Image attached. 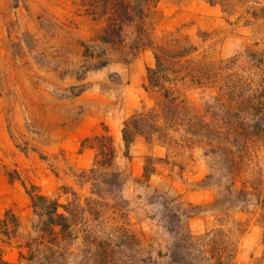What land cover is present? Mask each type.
Masks as SVG:
<instances>
[{"label": "rangeland", "instance_id": "374dc122", "mask_svg": "<svg viewBox=\"0 0 264 264\" xmlns=\"http://www.w3.org/2000/svg\"><path fill=\"white\" fill-rule=\"evenodd\" d=\"M115 1L0 0V264H261L264 0Z\"/></svg>", "mask_w": 264, "mask_h": 264}, {"label": "trees", "instance_id": "16d2710c", "mask_svg": "<svg viewBox=\"0 0 264 264\" xmlns=\"http://www.w3.org/2000/svg\"><path fill=\"white\" fill-rule=\"evenodd\" d=\"M151 1H155V0H151ZM213 1L214 0H208L209 3L213 2ZM114 5L117 8L120 7L121 10H122V6L124 8L130 6L129 3H127V2H125L123 0H116L115 3H114ZM139 6L136 7V11L138 12V14H139V12L140 13L142 12L141 9H139ZM132 14L133 13H131V9H129V8L127 10H125V11H121L119 14L117 13L115 17L116 18L119 17L118 24L117 25H113L112 27H109L108 28V31L106 29L105 32H108V34L111 35V36H113V37L119 35L120 33L118 31L120 30V25H121L120 21H124V20L129 21L131 19H134L135 17ZM122 19H124V20H122ZM102 39H106L107 40V39H110V38H106L104 36V37H102ZM184 52H186V50L182 48L181 51L179 52V55H183ZM161 68H163V67H162V65H160L159 58L156 57V66L154 68H152V67H148L147 68L148 78L150 79V81L152 83L159 84V78L160 77H158L157 75H158V72L163 71ZM137 126L138 125H137V122L136 121H135V123L132 122V125L128 121L127 122L125 121L124 124H123V126H122L121 135H122V139L124 141L125 152L126 153H127V150L129 148L130 143H132V141H133L134 132L135 133L136 132H138V133L141 132V130ZM39 198L40 199H45V196L44 195H39ZM51 202H52L51 203V207H49L50 208V213L47 216H48L49 221H51L52 223L55 224L56 220L59 219V218H62L63 215L57 212L58 203H56L55 201H51ZM260 262H261V260H260ZM263 263H264V259H263V262L261 264H263Z\"/></svg>", "mask_w": 264, "mask_h": 264}]
</instances>
